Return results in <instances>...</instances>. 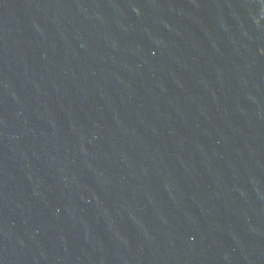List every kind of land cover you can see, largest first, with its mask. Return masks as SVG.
Returning a JSON list of instances; mask_svg holds the SVG:
<instances>
[{
    "label": "water",
    "instance_id": "water-1",
    "mask_svg": "<svg viewBox=\"0 0 264 264\" xmlns=\"http://www.w3.org/2000/svg\"><path fill=\"white\" fill-rule=\"evenodd\" d=\"M0 264H264V0H0Z\"/></svg>",
    "mask_w": 264,
    "mask_h": 264
}]
</instances>
